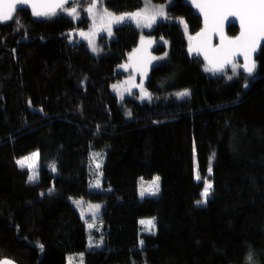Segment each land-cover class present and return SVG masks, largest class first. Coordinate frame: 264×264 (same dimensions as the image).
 Listing matches in <instances>:
<instances>
[{"label": "trees", "instance_id": "16d2710c", "mask_svg": "<svg viewBox=\"0 0 264 264\" xmlns=\"http://www.w3.org/2000/svg\"><path fill=\"white\" fill-rule=\"evenodd\" d=\"M186 1L173 0L167 18L144 31L168 42L144 103L120 102L111 89L125 77L117 67L139 44L133 23L111 26L110 35L106 28L101 57L70 42L72 32L88 29L84 15L78 22L37 19L25 8L0 23V258L68 264L83 254L84 264H248L251 253L264 264V47L251 76L241 67L207 71L187 54L202 22ZM91 2L78 5L83 11ZM104 5L125 14L143 4ZM227 34L237 37L238 27ZM184 91L190 95H178ZM35 152L39 175L30 179L17 161ZM94 154L102 157L100 192L90 189ZM155 177L160 195L140 199ZM206 182L210 196L197 203ZM72 200L102 204V250H87V227ZM145 218L155 220L149 234H142Z\"/></svg>", "mask_w": 264, "mask_h": 264}, {"label": "snow or ice", "instance_id": "6c2138e0", "mask_svg": "<svg viewBox=\"0 0 264 264\" xmlns=\"http://www.w3.org/2000/svg\"><path fill=\"white\" fill-rule=\"evenodd\" d=\"M196 2V0H194ZM79 0H0V23L12 21L14 14L25 10L24 6H31L32 14L36 17H51L57 14V9H60L66 15L77 18V5ZM152 0H145L146 7L142 11H136L132 13H125L116 16L105 10L104 17L107 20L108 34H111L112 23H123L126 19L135 22L138 26L151 27L157 20V17L167 18L164 6H160L158 9L151 7ZM68 5L65 8V5ZM196 6L204 13L205 30L198 33L196 44L189 49L194 51L198 55L203 53L204 59L209 62L210 67L206 70L210 72H223L225 67L230 65L232 70L235 71L238 67L243 69L251 75L257 65L253 59V54L256 52L261 41H264V0H200L196 3ZM96 0H93L92 6L86 9L87 12L92 13L95 18ZM233 16L239 19L241 34L238 37H227L224 33V22L229 17ZM18 22V20H17ZM187 30V24L184 25ZM81 36H85L83 32ZM213 36L219 37V45L212 46ZM85 38H88L85 36ZM190 39H192L190 37ZM89 43H93L89 39ZM151 44V41H147ZM95 51V47L93 48ZM237 57H243V63L241 64L236 60ZM154 59V57H153ZM127 68V66H125ZM138 70L147 72V64L142 63L136 65ZM232 77L229 76V79ZM140 87L144 93V97L151 99L150 93H148L142 85H133ZM247 87V84L244 85ZM115 87V86H114ZM179 96H188L190 93L184 91L178 93ZM39 152L32 153L30 156L22 158L17 161V164L21 167L34 168V161L39 158ZM99 155V154H94ZM26 161H33V163H26ZM99 167V165H97ZM55 170V165H53ZM209 173L211 169H208ZM35 175L30 177L34 179ZM159 177H155L153 181L149 183L147 189H142L140 192L141 197L145 195L147 191L151 195H155L159 189ZM199 179V175H197ZM100 186V182H96V187ZM212 184L207 183L202 192L203 199L197 201V203H207V199L211 193ZM74 203L82 204V201H74ZM95 209H99V205L91 206ZM142 225H146L149 231L155 227L153 220H142ZM89 228L92 224L88 225ZM143 241H141V244ZM90 246H99L94 244L90 239ZM43 249V245H40ZM0 264H16L15 261L9 258H0ZM248 264H255L253 255L250 253L248 256Z\"/></svg>", "mask_w": 264, "mask_h": 264}, {"label": "rangeland", "instance_id": "374dc122", "mask_svg": "<svg viewBox=\"0 0 264 264\" xmlns=\"http://www.w3.org/2000/svg\"><path fill=\"white\" fill-rule=\"evenodd\" d=\"M92 3H93V0L90 6H92ZM172 3H173V0H165V2H161V3L155 2V0H152L151 7L158 9L160 6H164L165 13L167 15L168 8L172 5ZM142 4H143L142 8L138 11H142L146 7L145 0H142ZM24 7L31 10L30 5L24 6ZM67 7L68 5L66 4L65 8ZM105 10H107V12L112 13L116 16L122 15V14H117L112 11H109L104 5V0H96V7L94 10L95 18L93 17L92 13L87 12L85 9L82 11L79 5H77V13H78L77 18L64 14L63 12H61L60 9H57V14L55 16L36 17L34 15V17L37 19H53L57 16H65V17H69L72 20L78 22V21H81L84 15L89 21L88 29L72 32L71 37H70V42L71 43H82L83 42L87 45L88 49L91 51V53L94 56L101 57L106 54V49L101 44V39L103 35H105L103 32H105L106 28L108 27L106 18L102 19V17H104ZM162 19H165V18L157 17V20H162ZM125 22L133 23L141 31V36H140L138 46L128 55L127 60L123 64L119 65L116 69L118 72L123 73L125 77H123L121 81L114 83L111 86V89H112V92L119 98L120 102L128 98L135 99L139 103L149 102L151 99L144 97V93L141 91V88L135 87L133 85H142L143 88L148 93H150L149 90L147 89V82L149 80L151 70L153 67L159 65L160 63L166 60L167 55H168V42L165 39H157L152 36H148L144 34V31H148L152 29L153 24L149 28V27L138 26L135 22L129 21L127 19L123 23ZM116 24L117 23H112L111 26H114ZM81 32H83L85 36H87L88 38H85V36H81L80 35ZM111 38L112 36H109V39ZM89 39H91L93 43H89ZM149 40L151 41V44L147 43V41ZM160 45L167 47V50L161 53L157 52L156 49ZM94 47H95V51L93 50ZM142 63L147 64L146 74H144L143 71L138 70L136 67V65L142 64ZM125 66H127V68ZM127 117H129V115H127ZM38 161H39V158L34 161L35 163L34 168L27 167L31 172V177L35 175L34 179L38 178V175H39L38 168L36 167V165L38 164ZM26 163H33V161H26ZM97 165H99V167H97ZM101 165H102V157H100V155H96L94 162H93V170H92V178H91V186H90V189L93 191L100 192L104 190L103 185H102V180H101ZM97 181L100 182L99 187H96ZM149 183L146 185L144 184L141 187L140 192L142 189H147L149 186ZM158 183H159V189L155 195H151L146 191L143 197H141L139 193V198L144 199L146 197H158L160 195V179ZM76 201H82V204H77V203H74V201L72 200L78 212L83 217L86 227H87V231H88L87 250H102L105 247L103 225L100 221V216L102 212V204L88 202L85 200H76ZM94 205H99L100 206L99 209H95L94 207H91ZM150 219L154 221V225H155V220L153 218H145V219H141L140 221L150 220ZM89 224H92L91 228L88 227ZM140 226L143 229V230L141 229L142 234H149L153 232L155 229L154 227L152 228L151 231H149L146 225H142L140 223ZM90 239L94 244H98L99 246H90ZM68 264H84L83 254L73 255V257L69 258Z\"/></svg>", "mask_w": 264, "mask_h": 264}, {"label": "water", "instance_id": "95a60500", "mask_svg": "<svg viewBox=\"0 0 264 264\" xmlns=\"http://www.w3.org/2000/svg\"><path fill=\"white\" fill-rule=\"evenodd\" d=\"M197 2H200V0H196V2H194V0H187V1L185 2V4H186L187 7H189V8L192 10V13H193L194 16H196V17H198V18L201 19V22H202V28H201V30L198 32V33H200V32H202V31L205 30V20H204V13L200 10V8H198V7L196 6V3H197ZM232 26H236V27H238V29H239V34L237 35V37L240 36L241 31H242V30H241V27H240V21H239V19H237L236 17H233V16H229V17L225 20V22H224V33H225V35H226L227 37H229L228 34H227V31H228V29H229L230 27H232ZM198 33H197V34H198ZM197 34L191 39V43H190V46H189V48H188V50H187V54H188V56H189L191 59H200V60L204 63V65H205L206 67H210L209 62H208L207 60L204 59V55H203V53H200V54L198 55V54H197L196 52H194V51H189V49H190L191 47H193V46L196 44V39H195V38L197 37ZM230 38H231V37H230ZM218 45H219V37H218V36H213V38H212V46H213V47H216V46H218ZM263 47H264V41H261L260 44H259V46H258V48H257V50H256V52L253 54V59L255 60V62H256L257 58L260 56ZM236 60L239 61L241 64L243 63V57H237ZM230 69H231V66L228 65V66L225 67V70H224L223 72L228 71V70H230ZM255 70H256V69H255ZM223 72H213V73H223ZM241 72H242L243 74H245L246 76H251L255 71H254L251 75H249V74L243 69V67H241ZM16 264H17V263H16Z\"/></svg>", "mask_w": 264, "mask_h": 264}]
</instances>
